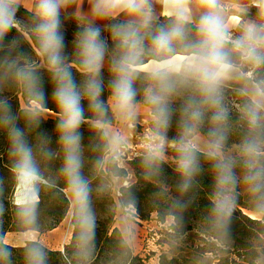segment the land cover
I'll return each instance as SVG.
<instances>
[{"label":"clouds","instance_id":"clouds-1","mask_svg":"<svg viewBox=\"0 0 264 264\" xmlns=\"http://www.w3.org/2000/svg\"><path fill=\"white\" fill-rule=\"evenodd\" d=\"M19 2L0 0V50L5 36L19 27ZM70 3L33 0L27 40L36 59L13 55L19 45L15 40L0 57V130L10 141L17 218L26 229L21 233L26 264H46L43 241L32 226L41 199V165L52 159L59 160L57 179L70 195L78 254L89 255L94 219L91 182L83 173L85 124L97 133L98 142L90 145L101 153L96 166L122 168L127 130L146 116L150 127L141 160L146 177L160 173L171 148L177 188L184 194L206 162L214 178L209 227L221 236L229 234L240 188L250 218L264 225V0H250L258 8L257 18L238 31L226 18L222 0H94L92 19L82 24L69 55L61 14ZM158 4L167 5L162 15ZM45 75L55 106L56 150L43 137L35 143L28 139L53 112L47 106ZM10 87L25 98L15 114L3 95ZM230 92L240 98L235 119ZM173 124L177 134L170 140ZM232 136L236 140L230 147ZM129 233L130 227L125 243ZM4 243L0 240V264H10Z\"/></svg>","mask_w":264,"mask_h":264},{"label":"trees","instance_id":"trees-1","mask_svg":"<svg viewBox=\"0 0 264 264\" xmlns=\"http://www.w3.org/2000/svg\"><path fill=\"white\" fill-rule=\"evenodd\" d=\"M16 17L19 27L12 28L5 36L0 57L8 54L12 42L15 40L19 41V45L13 49V55L22 52L25 57L36 59V54L27 40L32 24V13L18 6ZM69 19L71 23H67ZM61 23L67 45L66 52L71 55L75 36L83 23L77 18L64 15H61ZM104 75L105 82H107V71ZM77 78L79 79V77ZM10 89L17 96L22 95L18 89L14 87ZM45 91L49 97L47 106L55 112V106L50 99L51 85L48 83L46 75ZM104 96L107 97V92ZM229 101L232 106L233 119H235L240 98L230 92ZM19 106V102L12 105L14 114L18 113ZM85 107H87L86 103ZM18 123L21 128H25L23 118H20ZM81 131L85 145L83 173L91 182L90 212L94 219V235L90 244V252L86 259L78 254V229L72 218L73 236L64 251L51 249L43 244L46 264H149L146 259L134 254L128 242H124L125 238L121 230L116 226L117 202L113 195L112 178L127 177V171L123 167L115 168L111 165L104 169L98 168L96 164L101 153L90 147L98 142L97 133L87 124L82 126ZM176 134L177 129L173 124L167 136L171 140L175 138ZM38 137L47 139V147L56 150V117L44 116L39 126L28 134V139L32 143H35ZM235 140L236 137L232 136L229 141L230 147L234 146ZM9 149L10 141L6 131L0 130V240H4L7 233L26 231L18 221L14 201L6 198L5 192L2 190L8 181L13 186L15 185L14 174L11 170L13 157L10 155ZM142 154L143 152L130 161L136 175V182L120 189L118 200L121 207L127 208L131 204L136 212V217L143 221L150 220L155 216L156 220L163 223L168 218H172L170 230L177 237L197 231L204 239L212 240L219 248L225 249L228 254L238 259L240 264H257L258 260L264 257V225L252 220L241 209L234 211L229 234L226 237L219 235L209 227L206 218L211 207L210 196L213 191L214 178L208 163L203 164V172L197 177L194 187L187 193L181 194L177 188L179 176L173 163L174 151L168 152V156L173 159L163 163L160 173L150 178L144 174L141 165ZM59 163V160L52 159L41 165L44 173L42 179L46 183L41 182V199L37 206L36 221L32 226L41 234L59 227L69 214L70 200L64 191V182L57 179ZM2 246L10 252V264H26L24 247L6 243ZM159 264H189V262L182 258H170L167 254H162Z\"/></svg>","mask_w":264,"mask_h":264},{"label":"rangeland","instance_id":"rangeland-1","mask_svg":"<svg viewBox=\"0 0 264 264\" xmlns=\"http://www.w3.org/2000/svg\"><path fill=\"white\" fill-rule=\"evenodd\" d=\"M23 0H20L19 6L23 7ZM248 16L251 19L257 18L258 9H251ZM67 23H71L70 19ZM84 23V22H82ZM11 88V87H10ZM7 88L3 95L10 98L11 105L19 102L24 103L25 99L22 95H16L15 92ZM45 117H55L54 112L46 114ZM150 127L149 120L146 116H141L135 126L132 129L127 130V146L124 149V161L123 168L127 171V177H113L112 178V190L114 199L117 202L116 210V226L124 233L125 230L130 227L132 234H139V238L142 240L140 245L132 244L131 249L134 254L140 255L146 259L149 264H159V258L162 254H167L170 258L178 257L185 259L189 264H240L238 259L227 253L222 247L219 248L212 240L204 239L197 231L189 232L185 235L177 237L171 230V221L159 222L155 219V216L150 220H141L136 217L135 210L131 207L123 208L119 203L120 189L123 186H127L136 182V175L133 168L130 165V161L143 152V146L146 142L147 131ZM167 160H172L168 156ZM44 182V181H41ZM45 183V182H44ZM6 198L16 200V184L13 186L10 181L6 183L4 189ZM240 201L236 209H241L244 213L251 216L250 206L248 203L247 195L244 193L243 188H240ZM67 193V192H66ZM69 200L70 195L67 193ZM58 229L53 232H47L39 234L43 244L51 249L64 251L65 246L68 245L73 236V224L72 217L68 214L67 218L61 222ZM7 235L5 242L14 246H21L23 239L22 232H10ZM128 237H130L128 235ZM257 264H264V257L260 258Z\"/></svg>","mask_w":264,"mask_h":264},{"label":"crops","instance_id":"crops-1","mask_svg":"<svg viewBox=\"0 0 264 264\" xmlns=\"http://www.w3.org/2000/svg\"><path fill=\"white\" fill-rule=\"evenodd\" d=\"M222 3L224 5V14L226 18H230L229 22L234 25V31H238L240 27L251 19L249 13H251V9H258L256 6L250 3V0H222ZM23 8L30 11V9L33 7V0H23L22 2ZM94 4V0H71V3L67 6L66 9L62 10V14L66 17H73L79 19L81 22H85L87 20L92 19V7ZM158 11H161V15L163 14V11L167 10V5H157ZM31 12V11H30ZM240 19V20H239ZM108 21H97L98 24L104 25L107 24ZM171 223L173 221L172 218H169ZM169 219L167 221H169ZM58 228L50 231H56ZM11 233H7L9 235ZM41 234V233H39ZM124 235V233L122 232ZM128 237V244L130 247H132V244L134 245H140V242L142 241L138 236L139 234H132L129 233ZM4 238V241H5ZM6 244L12 245L10 243L5 242ZM14 246V245H13Z\"/></svg>","mask_w":264,"mask_h":264},{"label":"bare ground","instance_id":"bare-ground-1","mask_svg":"<svg viewBox=\"0 0 264 264\" xmlns=\"http://www.w3.org/2000/svg\"><path fill=\"white\" fill-rule=\"evenodd\" d=\"M240 20V19H239ZM18 193H17V190H16V197H17Z\"/></svg>","mask_w":264,"mask_h":264},{"label":"water","instance_id":"water-1","mask_svg":"<svg viewBox=\"0 0 264 264\" xmlns=\"http://www.w3.org/2000/svg\"><path fill=\"white\" fill-rule=\"evenodd\" d=\"M41 181H44V182L46 183V181H45V180H43V179H42ZM15 196H16V194H15Z\"/></svg>","mask_w":264,"mask_h":264}]
</instances>
